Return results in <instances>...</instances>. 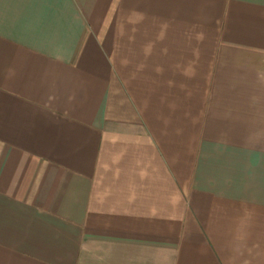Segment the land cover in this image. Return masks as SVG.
I'll return each mask as SVG.
<instances>
[{
  "label": "crops",
  "instance_id": "obj_1",
  "mask_svg": "<svg viewBox=\"0 0 264 264\" xmlns=\"http://www.w3.org/2000/svg\"><path fill=\"white\" fill-rule=\"evenodd\" d=\"M0 264H264V0H0Z\"/></svg>",
  "mask_w": 264,
  "mask_h": 264
}]
</instances>
